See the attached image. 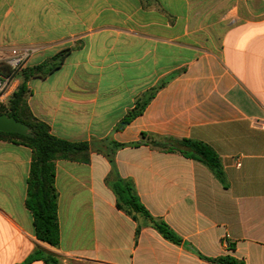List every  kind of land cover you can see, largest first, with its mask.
<instances>
[{
  "label": "crops",
  "instance_id": "obj_1",
  "mask_svg": "<svg viewBox=\"0 0 264 264\" xmlns=\"http://www.w3.org/2000/svg\"><path fill=\"white\" fill-rule=\"evenodd\" d=\"M13 48L30 50L23 70L67 50L26 103L90 154L55 164L52 247L25 206L31 151L0 140V264H264V0H0V51ZM182 139L213 150L223 181L168 150ZM118 178L179 245L116 207Z\"/></svg>",
  "mask_w": 264,
  "mask_h": 264
},
{
  "label": "trees",
  "instance_id": "obj_2",
  "mask_svg": "<svg viewBox=\"0 0 264 264\" xmlns=\"http://www.w3.org/2000/svg\"><path fill=\"white\" fill-rule=\"evenodd\" d=\"M66 53L67 50L55 55L51 62L22 70L21 81L8 101L7 110L0 112L23 123L29 129L28 135L0 132V140L27 147L31 151L30 168L26 180L25 206L31 214L36 239L52 247H56L59 243L58 195L54 187L55 164L57 161L88 163L89 144L88 142H68L51 135L49 127L36 119L27 106L26 83L30 78H43L56 70ZM150 94L136 101L134 108L117 124L116 130H121L141 114ZM173 142L176 147L168 150H176L186 158L204 164L218 180L223 181V172L218 157L208 145L188 139ZM105 183L113 192L118 209L127 213L132 211L143 214L164 239L176 245L180 244L181 239L164 222L154 220L148 215L130 182L118 178L113 183L106 179ZM204 259L211 264H243L231 256Z\"/></svg>",
  "mask_w": 264,
  "mask_h": 264
},
{
  "label": "built area",
  "instance_id": "obj_3",
  "mask_svg": "<svg viewBox=\"0 0 264 264\" xmlns=\"http://www.w3.org/2000/svg\"><path fill=\"white\" fill-rule=\"evenodd\" d=\"M29 49L13 48L0 51V110H7L8 101L20 83Z\"/></svg>",
  "mask_w": 264,
  "mask_h": 264
},
{
  "label": "water",
  "instance_id": "obj_4",
  "mask_svg": "<svg viewBox=\"0 0 264 264\" xmlns=\"http://www.w3.org/2000/svg\"><path fill=\"white\" fill-rule=\"evenodd\" d=\"M0 132L28 135L29 129L23 123L6 114H0Z\"/></svg>",
  "mask_w": 264,
  "mask_h": 264
},
{
  "label": "rangeland",
  "instance_id": "obj_5",
  "mask_svg": "<svg viewBox=\"0 0 264 264\" xmlns=\"http://www.w3.org/2000/svg\"><path fill=\"white\" fill-rule=\"evenodd\" d=\"M0 112H1V110H0Z\"/></svg>",
  "mask_w": 264,
  "mask_h": 264
}]
</instances>
